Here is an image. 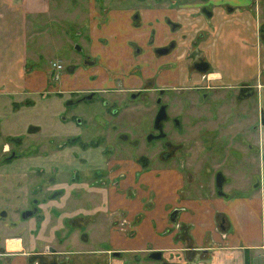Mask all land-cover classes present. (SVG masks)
Masks as SVG:
<instances>
[{"label":"rangeland","instance_id":"rangeland-1","mask_svg":"<svg viewBox=\"0 0 264 264\" xmlns=\"http://www.w3.org/2000/svg\"><path fill=\"white\" fill-rule=\"evenodd\" d=\"M130 1L121 2L127 3ZM224 1L230 8H234L236 5L244 6L243 4H245L250 9H253L252 11L254 12L257 9V0L246 2L245 0ZM169 2L172 5L171 7L177 8V5H184L186 8H195L196 6L199 7V4L204 1L170 0ZM119 3L120 0H48V9H51L48 14L50 15L37 16V21L41 22L37 24L38 29L33 31L26 30V66L32 64L34 69L43 70L46 75H48V72L52 74L53 71H57L60 80L54 83L49 78L44 87L45 92L23 96L32 99L35 103L34 107L32 105L24 106L20 105V103H14V101L22 98L21 95L7 96L2 93L0 94V156L2 149L6 146L12 150L14 149L15 152L20 151L23 155L18 160H13L11 162L12 165L5 166V168L4 165L0 166V170H7L6 175L0 178V212L5 210L4 215L7 213L5 219L0 218V246L7 245L8 241H10L9 244L18 242L23 249V255L7 254L0 261V264H18L20 256L25 258V264H49L54 256H56V264H68L69 251L71 250L66 252L69 247L67 244L69 242L77 243V249L81 248L79 244L81 246L84 245L80 241V236L78 237L74 234V231L77 230L82 235H86L85 239L93 236L91 246H95L94 248L96 249H105L110 247L111 244H115V241L112 240V237L107 232H102L103 237H106L103 238V242H101V238H95L94 234H99L98 231L94 232L98 228L99 220H103L107 225L108 218L102 219L98 217L100 211L91 214L98 207L102 206V200H106V187L105 185L102 186L99 183H95L96 180L98 181L100 177L103 183L110 184L114 179L120 183L121 179L125 177V175H120L119 177L113 176L112 170H135V165L140 166L138 170H182L185 175L183 187L185 195L187 191L190 193L197 192V194H210L214 178L218 172L224 174L229 197L238 196V189L242 188L247 178L252 179L251 186L259 184L261 180V185H264V159L260 156L264 153V148L263 150L261 148L262 146L264 147V127L261 124V112L262 110L264 112V75L260 78H249L251 75L257 74V72L254 73L253 68L246 65V62L232 61L233 66L236 68L234 80L230 81V83L234 85L247 80L250 84L255 85L254 94L249 96L247 100L233 99L234 95L223 94L224 89H222L220 91L216 90L215 96L207 104H204L202 101L194 100L189 94L177 93L175 89L170 90L171 93L168 95L170 114L181 115L184 130L181 133L171 130L170 140L174 144H177V149H175L174 155L167 160L158 157L156 154V149L160 148V144H152L148 148L150 153H146L147 146L144 143L141 148L135 149L127 144L122 145L117 142L116 129L128 131L133 137H141L142 134L147 132L148 124L145 123L147 119H144L141 112L137 109H134L132 112L126 111L124 120L122 121L128 123L122 124L113 118L117 116L111 115L110 117V114L99 104L81 102L70 111L67 105H65V100H67L69 94L59 95L56 94V91L52 90L54 87H60L65 82H68V85L73 84L74 77L77 74L81 75L82 69L87 68V66L84 68V65H80V53L77 52L76 45H82V52L85 50L86 54H90L94 58H97L99 54H112L109 51L102 52L98 47L100 45L99 40L100 38H104L103 34L105 31L111 34L110 27H107V29L101 28L108 13L104 17H102V14L103 11L109 10L110 17V12L116 9ZM224 6L223 4L219 8L225 9ZM21 7L22 0H0V9H20ZM261 7L259 6L258 8L261 9ZM177 10L183 14L190 11L188 9ZM139 11L142 12L144 20L143 22L137 20V22L148 33V27L145 26V22L147 21L145 9H140ZM219 19L218 17L217 20L219 21ZM217 20L210 19L206 23L214 27ZM129 22L130 18L128 17V24ZM261 22H263L261 25V29H263L264 19ZM15 24L13 23V25ZM199 24H201L198 25L200 27H207L204 22ZM121 25L122 28L129 30L128 25ZM257 28L260 32L259 25ZM208 30L210 31L209 28ZM18 33L12 31L9 32V35L4 34L10 38L7 42V45H10V51L16 50L19 47L21 49L20 43L18 46L13 43L17 41L14 36ZM135 33L138 34V32ZM116 36L117 39H123L117 34ZM220 36L222 35L220 34ZM107 37L110 38V36ZM129 37L132 39L137 38L132 34ZM212 38L215 39V36L207 37L209 41ZM260 40L263 41L264 39ZM92 43L94 44L93 53L90 51ZM210 54L214 57L213 50ZM233 58L242 59L238 56H234ZM53 62L62 64L63 69L59 70L58 67V69L55 68L54 64H52ZM69 74L73 78L70 77V79L65 80L66 75ZM84 75L87 76V74ZM102 76L93 81L88 79L89 83L95 84L96 82V87L106 84L107 79L102 80ZM81 77L84 81L83 75ZM212 78V76H209L210 80ZM4 83L5 85H0V92L6 89V82ZM119 83L117 82L118 85ZM202 83H206L205 80ZM79 86L81 87L82 84L80 83ZM89 89L90 87L82 88L85 91ZM107 96L116 100L113 92L107 94ZM188 102H191V104ZM12 104L15 108L19 109L16 111L12 110ZM89 107L92 108L89 109ZM84 112L89 113V116L85 117ZM94 112L97 114H94ZM147 115L148 117L151 116L152 112L148 111ZM76 116L82 120L81 125L74 123L73 119ZM100 116L107 119L110 118L107 127L103 128L94 124H90L89 126L84 124L83 119L88 118L91 121L95 117L98 120ZM131 120L135 121V123L131 122ZM37 122L42 123L41 129L37 128L39 125H36L31 130V134L17 145L16 142H11L3 136L8 132L10 134H23L25 133L23 128L26 124ZM119 124L122 125L118 126ZM251 124L257 126L253 133H250L252 131ZM115 125L116 129L114 128ZM216 127L218 128L217 137L215 136L213 143L209 144L207 142L206 146L203 133L210 129L215 130ZM168 129H170V125ZM81 130L85 131L83 139H79L78 144H70L71 146L66 148V153L60 155L61 148L57 147V144H59L58 142L62 138L50 140L52 136L59 137V134L53 135L52 133L65 131L77 134ZM236 132H242L241 135H238V139H234L238 140L239 149L243 156L238 155L234 151L238 149V146L231 141L232 134ZM99 135H107L105 139L103 137L102 139L99 138V143L102 147L89 145L88 149L83 152L79 143L81 141L84 143L94 141ZM258 140L260 141V145H258ZM249 143L254 144L257 150H251L248 146ZM106 144L110 145V148L103 150ZM234 145L235 147H233ZM205 146L211 147V149L207 151ZM111 148L118 149L113 156H115L114 158L118 157L120 160L117 161L116 165L108 166L104 173H101L99 176L98 174L96 175L92 168L97 164H105L106 159L112 153L110 151ZM202 150L205 152H202ZM43 152L46 155L43 156ZM82 156H85L84 159H86L84 164L79 163V158ZM118 162L119 166H117ZM35 164H43L49 170L38 171L27 170L25 168L28 165ZM56 168L63 170H53ZM84 170L90 171L87 174H83ZM56 171L58 173L62 171V173L56 177L54 174ZM75 172L76 174L78 172L79 174L82 173L81 175H75L78 179L77 181H82L77 182L76 179H73V182L76 181L79 184H72L73 182L70 183L67 179L68 176H73ZM139 174H137L138 177ZM62 187H64L62 191H59L61 193L55 192L58 189L61 190ZM133 192V199L131 200L140 201L139 193L137 191ZM241 192L243 194L248 193L245 190H241ZM212 195H214V192ZM34 198L38 202H42V224L40 223L39 213L26 220L17 219L19 210L31 206ZM144 199L145 202L148 201V197H144ZM83 213L86 214L84 216H88V219H79L75 216L83 215ZM65 217H75V219L71 220ZM95 222L96 225L93 224ZM70 232L72 238L66 239L67 234ZM49 244L56 247L57 255L52 254L50 249L44 250ZM111 257L113 258L112 254ZM141 257H136V260L126 259V264H131L134 261H136L135 264H141L143 263ZM255 264H263L262 259Z\"/></svg>","mask_w":264,"mask_h":264},{"label":"crops","instance_id":"crops-1","mask_svg":"<svg viewBox=\"0 0 264 264\" xmlns=\"http://www.w3.org/2000/svg\"><path fill=\"white\" fill-rule=\"evenodd\" d=\"M47 1L22 0L20 9H0V85H5L4 82H6V89L0 94L21 95L22 98L26 95L41 94L45 92L44 87L49 78L53 80L51 73L48 72L46 75L43 70L34 69L28 62L26 66L25 56L26 30L38 29L37 24L41 22L37 21V16L50 15L48 13L51 9H48ZM213 1L218 2V0ZM188 10L190 11L184 14L177 9H167L165 12L158 9L148 11L145 14L147 20L145 26L148 27V33L150 31L156 35L157 43L163 39L165 41L173 38L179 40L177 32H173L163 22V15L176 22H182L185 21V15L193 12V18L198 17L196 22L204 21L203 18H199L198 9ZM216 10L221 12V9ZM121 15L114 9L110 12V17L108 16L106 26L110 25L111 34L108 35L113 44L117 39L116 34L118 35L117 24L128 25L127 18L120 23ZM13 23L16 24L13 25ZM32 24L35 25L32 26ZM196 26H198L197 23H195ZM12 31L19 32L14 36L18 43H13L17 46L20 43L21 49L19 47L10 51V45H7L10 38L4 34L9 35ZM212 35L215 39L212 38L210 49L211 52L213 50L214 57L210 55L212 59L214 58L217 75L226 71L227 80L233 81L236 67L233 66L232 61L236 60L246 62V65L253 68L254 73L257 72L249 78L257 77L264 62V40H258L257 22L252 13L245 11L228 19L224 15L222 19L217 20ZM234 56L242 59H234ZM228 69L232 71V74ZM70 77L73 78L70 74L66 75L65 80ZM74 78V83L70 87L65 82L60 87L56 85L57 88L54 87L52 90L56 92L62 88L78 90L90 86L88 76L83 74L84 81L81 75H76ZM105 79L107 78L103 75L102 80ZM78 81L81 82V87L77 84ZM184 81V76H174L170 84H179ZM53 82L56 83L55 80ZM95 84H93L94 87H96ZM138 169L140 166L135 165V170H116L112 173L115 177L125 175L120 182L122 205L114 203L113 207L121 211L122 222L135 218L133 233H126L128 227L125 222L119 231L115 224L111 230L107 229L103 220H99L98 228L94 230L95 233L99 232L94 234L95 238H106L103 237L102 232L109 233L115 241L112 248L121 251L122 255L112 258L109 255L110 249L96 250L91 245L79 244L80 249L90 251H82L78 254L77 263L126 264V259L136 260L135 256H142L150 251H161L167 264H255L261 259L264 264V185H261L262 180L259 184L251 186L252 179H245L242 188L238 189V196L235 197H229L227 185L224 186L225 194L216 195L214 183L210 194L187 191L185 195L183 190L185 175L182 170ZM138 173H140L139 177ZM128 186L139 193L140 201L126 200L123 197ZM241 190L248 193L243 194ZM144 197H148V201L145 202ZM125 203L131 204L125 205ZM107 204L106 202L105 205ZM101 210H103V204L91 214ZM175 210H177L176 220L173 222L170 214ZM93 224L96 225V222ZM9 242L7 245L0 246V261L7 254L21 255L23 253L21 245L19 249L10 251ZM18 264H25V258L20 256Z\"/></svg>","mask_w":264,"mask_h":264},{"label":"flooded vegetation","instance_id":"flooded-vegetation-1","mask_svg":"<svg viewBox=\"0 0 264 264\" xmlns=\"http://www.w3.org/2000/svg\"><path fill=\"white\" fill-rule=\"evenodd\" d=\"M121 1H129V0H120V3L118 6H116L117 13H121L120 17V23L125 21L126 18H130V22L127 25L129 30H126V28H122L121 24L119 27H117V33L120 37L123 39H116L115 44L112 43L111 39L108 38L109 32L105 31L103 34L104 38H100L99 42L100 45L98 46L99 49H101L102 52L109 51V55H102L99 54L97 58H94L90 54H86V51L82 52L83 46H79L80 49L77 51L80 53V65H84V68L87 66L86 69H82L83 74H87L89 80H97L101 75H105V77L109 80L105 82L106 84L99 85L98 87H94L93 84L90 83L89 90H65L61 89L60 91L56 92V94L59 95H68L67 100H65V105H67V108L71 111L72 108H74L76 105H78L81 102H90L94 104H99L108 114L117 117H113L122 124L128 123L123 122V118L125 117L126 111L132 112L134 109H137L141 112V115L144 119H147L145 121L146 124H148V130L144 134L141 135V137H133L128 131H124L121 129H116V125L114 128L116 129V139L117 142L123 144H127L130 147H133L135 149L141 148L143 143L147 146L146 153H150V150L148 148L153 144L157 143L160 144V148L156 149V154L158 157H161L164 160H167L171 158L174 155L175 149H177L176 145L170 140V135L172 134V131H176L181 133L184 130V126L182 123V117L180 114H170V103L168 101V95L171 93L170 90H177V93L180 94H189V96H192L194 100L196 101H202L204 104H207L208 101H210L215 96V91L222 90L223 94L227 95H234L233 99L236 100H247L249 96H252L254 94V87L255 85L250 84V82L241 81L237 84L232 85L230 81L227 80L226 71H223V73H220V75H217L215 70L217 67L214 64V61L210 55L211 49H210V43L212 40H208V36H212V31L214 27L210 24L208 25L206 22H208L210 19L214 20L218 17L221 19L224 15L228 18H233L236 14H242L245 11H248L252 13L253 17L256 19L257 26H260V32L258 30V40L264 39L263 29H261V25L263 22H261L264 19V0H257V9H255V12L252 11L253 9H250L245 4L244 6L236 5L234 8H230L228 4L224 0H218V2H214L213 0H203L204 2L199 4V7H191L186 8L184 5H177L176 7H171L170 0H131L130 2L123 3ZM249 1V0H245ZM214 4H212V3ZM221 2V3H220ZM227 2H230L228 0ZM225 5V9L219 8L221 5ZM250 4V2H249ZM254 4V3H253ZM261 7L259 9L258 7ZM190 7V6H188ZM140 9H145V14L148 11H151L152 9H158L161 12H165L167 9H198L199 18L204 19V23L207 25V27H195V23L198 25H201L196 22L198 20V17L196 16L193 18V12L185 15L184 20L182 22H176L170 17L163 15L164 23L169 26V28L173 32H177L179 35V40H176L175 38L169 39L165 41H160V43H157L155 38L156 35L151 33H146L145 28L140 25L137 20L143 22L144 16ZM212 9V10H211ZM215 11H214V10ZM216 9H221V12H218ZM106 20L104 19L103 22H105L103 25H101V28L104 26L105 29H107V20L109 16V10L103 11L102 17H104L105 14H107ZM192 17V18H190ZM236 19V18H235ZM210 29V31L208 30ZM135 32H138L136 34ZM205 33V34H204ZM131 34L137 38L132 39L129 36ZM143 35V37H141ZM75 47V48H76ZM82 47V48H81ZM94 48V44L91 45V52ZM106 49V50H103ZM77 50V48H76ZM87 50V49H86ZM93 53V52H92ZM95 54V53H94ZM178 64V65H177ZM207 67L206 71H200L199 68ZM78 68V66H77ZM177 68V69H175ZM81 71L80 69H78ZM96 71V72H93ZM230 72V70L228 69ZM80 76L79 74H77ZM261 75H264V62L262 63V69L259 71V74L256 78H260ZM178 76H184L185 81L179 84H170L171 79L173 77ZM209 76H212L213 78L210 80ZM60 80V79H58ZM57 80V81H58ZM113 80V81H112ZM196 80V81H195ZM205 80L206 83H202ZM117 82H120L119 85ZM81 82L78 81L77 84H80ZM161 83V84H160ZM69 83L67 82V85ZM70 87V85H68ZM174 90V91H175ZM111 92L114 93V96H116V100H113L107 96V94H111ZM125 92V93H122ZM12 96V95H7ZM166 96V98H165ZM25 98V97H24ZM21 98L20 100L14 101V103H20V105L29 106L32 105L34 107L35 103L32 101V99H26ZM115 98V97H114ZM210 98V99H208ZM193 100V101H194ZM191 104V102H188ZM92 107H89V109ZM163 108L164 111V119L160 120L159 122H155L156 116L159 112V110ZM19 108H15V106L12 104V110L16 111ZM126 109V110H125ZM125 110L123 113L122 111ZM151 111L152 115L148 117L147 112ZM89 112V111H88ZM262 117L261 119H264V112L262 110ZM94 114H97L94 112ZM122 114V115H121ZM85 117L89 116V113L84 112ZM73 117V115H72ZM127 117V116H126ZM128 118V117H127ZM261 120V121H262ZM74 123H77L78 125L82 124V120L78 119L77 116L75 119H73ZM84 124H87L88 126L90 124H94L95 126H102L103 128L108 126V122L110 121V118H104L101 117L96 120L94 117L91 121L87 118L83 119ZM134 122L135 121H132ZM119 124L118 126L122 125ZM155 124L157 125V128H155ZM262 124V122H261ZM34 125V126H33ZM36 125H39L40 128L42 127V123H28L24 126L23 130L25 133L19 134V133H2L4 134V138L11 142H16V145L20 143L23 139L29 136L31 134V130L34 129ZM170 125V129H168V126ZM263 126V125H262ZM33 127V128H32ZM264 127V126H263ZM252 131L250 133H253L257 126L255 124H251ZM217 127L214 129L207 130L203 133V139L204 143L211 144L215 140V136L217 135ZM85 131H79L77 134L68 133L65 131H60L58 133H52L53 135L59 134L58 136H52V139H61L57 144V147H60V152L62 154L66 153V148H68L71 145L78 144L79 139H83V133ZM240 133H234L232 134L231 141L238 146V149L234 150L238 155L243 156L239 149L238 145V135H241ZM105 139L107 135H99L96 137L94 141H89L87 143L80 142V147L82 148V151L85 152L88 149L89 145H96V147H102L99 143L100 139ZM217 137V136H216ZM237 138V139H234ZM208 142V143H207ZM263 142V141H262ZM71 144V145H70ZM235 145L233 147H235ZM258 145H260V141L258 140ZM207 151L211 149V147H206ZM249 148L251 150H257L255 148L254 144H248ZM6 148V147H5ZM5 148L2 149L1 156H0V166L4 165L8 166L11 164L13 160H18L20 157H22V153L15 152V150L10 149L7 146V150ZM109 149L110 145L106 144L104 149ZM145 148V147H143ZM263 150V146L261 147ZM105 149V150H106ZM102 150V151H103ZM118 149L111 148L110 151L112 152L108 158L106 159L105 164H97L95 165L92 170L98 174V176L101 173H104L106 168L110 165L114 166L116 165L117 161L120 160L118 157L114 158V153ZM202 152H205L202 150ZM46 155L45 152H43V156ZM104 155V154H103ZM105 156V155H104ZM264 159V153L260 155ZM72 157V156H71ZM85 156H82L79 158V163L84 164ZM106 158V157H105ZM12 165V164H11ZM119 166V162L117 164ZM121 166V165H120ZM80 167H82L80 165ZM27 170H38V171H46L49 170L45 168L43 164H35V165H28L25 167ZM113 168V167H112ZM53 170H63L61 168L59 169H53ZM71 170V168H69ZM109 170V169H107ZM117 170V169H116ZM116 170H112L113 173ZM145 170V169H144ZM90 170H84L83 174L89 173ZM51 172V170H50ZM7 170H0V178L4 175H6ZM58 171L54 172L56 177L59 176V174L62 173L60 171L57 175ZM79 172L76 174V172L71 177H67L68 181L70 183L73 182V179L78 180L75 175H78ZM82 174V173H81ZM79 174V175H81ZM102 179V178H101ZM98 179L95 183H99L100 185L106 187L107 193H106V200L101 201L103 203V210L99 212V216L102 219H105V217L108 218L107 225L105 227L107 229H112L114 227V224L117 225V228L120 231L121 226L123 225V222H125V225L127 228L126 233L131 234L133 233V223H135L134 219H126L121 220V211L117 208L113 207V204L116 203V205L120 202L121 192H120V183L114 179V181L110 184L103 183V181ZM73 182L72 184H79L77 182H80L82 180H79L77 182ZM259 181V180H258ZM108 185V186H107ZM64 187L58 189L55 191L56 193H61L59 191H62ZM34 189V188H33ZM133 189L128 186L126 188L125 192V199L131 200L133 199ZM81 194V193H80ZM57 195V194H56ZM55 195V196H56ZM54 196V197H55ZM106 202L108 203L107 206L105 205ZM32 205L29 207L22 208L19 210L17 219L26 220L28 218H31L32 216H35L37 213L40 215V223L42 221V202H38L37 199L32 200ZM131 203H125V205H130ZM26 211H31L32 215L26 216L24 218H21V213H24ZM6 211L0 212V218H6V215H4ZM173 212V211H172ZM4 215V217H2ZM83 213V215H75L79 219H88V216ZM89 215V214H88ZM172 215V214H170ZM97 216V215H96ZM72 217V216H71ZM173 216H171L172 218ZM67 219H75L70 217H65ZM56 220V219H54ZM66 220V219H65ZM58 223V222H57ZM66 223V222H64ZM91 223V222H90ZM42 224V223H41ZM67 224V223H66ZM89 224V223H88ZM107 231V230H106ZM89 233V232H88ZM67 234V233H66ZM65 234V235H66ZM74 234L78 237L80 236V241L82 243L91 245V240H93V236L91 233H89L92 237L86 238V235H82L78 230L74 231ZM71 235V232L67 234L66 239H68ZM73 236V235H72ZM89 236V235H88ZM65 238V237H64ZM72 238V237H71ZM70 238V239H71ZM101 242H103V239H100ZM77 243H68L69 246V256H68V264H79L77 263L76 256L82 251H90L88 249H77ZM114 244H111L110 247L105 249H110V257L111 254L113 255V252H121L119 250H115L112 248ZM71 247V248H70ZM95 246H93L94 248ZM50 249L52 254L57 255V249L53 245H47L44 250ZM96 249V248H94ZM103 249V248H101ZM98 250V249H96ZM153 251L147 252L144 255H142V261L141 264H167V262L163 259V256H161L160 259L155 260L150 257V254ZM162 254V253H161ZM53 255V256H54ZM122 253H120L118 256H121ZM55 257L51 259V262L49 264H56ZM138 257V256H136ZM136 261H134L131 264H135Z\"/></svg>","mask_w":264,"mask_h":264},{"label":"water","instance_id":"water-1","mask_svg":"<svg viewBox=\"0 0 264 264\" xmlns=\"http://www.w3.org/2000/svg\"><path fill=\"white\" fill-rule=\"evenodd\" d=\"M77 50L80 49L79 46L76 47ZM200 71H206L207 70V67H203V68H199ZM164 119V111H163V108H161L156 116V119H155V122H159L160 120H163ZM262 125L264 126V119L262 120ZM155 128H157V125L155 124ZM223 182H224V176L222 173L218 172L215 176V186H216V191H217V194L221 195L222 194V185H223ZM176 213H177V210L173 211L172 212V215L173 216L171 218V220L174 222L176 220ZM29 215H32V212L31 211H26L24 213H21V218H24L26 216H29ZM161 251H153L151 252L150 254V257L155 259V260H158L161 258L162 254ZM120 254V252H113V256H118Z\"/></svg>","mask_w":264,"mask_h":264},{"label":"clouds","instance_id":"clouds-1","mask_svg":"<svg viewBox=\"0 0 264 264\" xmlns=\"http://www.w3.org/2000/svg\"><path fill=\"white\" fill-rule=\"evenodd\" d=\"M5 150H7V146H6ZM8 247H9V250H10V251H13V250H17V249H19L20 245H19L18 242H13V243H10V244L8 245Z\"/></svg>","mask_w":264,"mask_h":264},{"label":"built area","instance_id":"built-area-1","mask_svg":"<svg viewBox=\"0 0 264 264\" xmlns=\"http://www.w3.org/2000/svg\"><path fill=\"white\" fill-rule=\"evenodd\" d=\"M56 67H58V68H60V66L59 65H55Z\"/></svg>","mask_w":264,"mask_h":264}]
</instances>
